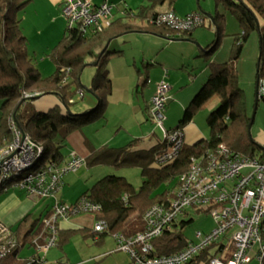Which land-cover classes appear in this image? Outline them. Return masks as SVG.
I'll use <instances>...</instances> for the list:
<instances>
[{
	"label": "trees",
	"instance_id": "trees-1",
	"mask_svg": "<svg viewBox=\"0 0 264 264\" xmlns=\"http://www.w3.org/2000/svg\"><path fill=\"white\" fill-rule=\"evenodd\" d=\"M31 1L0 0V99L2 101L0 147L13 138L9 120L14 118L25 133L42 145L37 164L61 165L65 162L66 156L63 148L67 137L91 121L106 118L109 97L113 92L108 63L114 55L122 53L121 51L111 52L110 42L128 32L139 31L167 38L192 39L195 29L179 32L168 26L152 23L150 21L152 17L159 13L146 15L148 10L153 8L152 6H144L138 12L126 10L125 17L115 19L102 31L83 32L77 27L68 29L48 54L56 65L54 73L44 76L34 62L29 49L28 37L24 33L20 18V14L25 11ZM169 1L174 3L176 0ZM215 2L217 6L232 11L243 29V33L235 36L232 60L240 57L249 33L253 30L258 31L261 54L260 63L257 64L258 76L264 79V0H215ZM259 17L263 19V24L259 23ZM214 21L218 24V38L204 48L205 55H209L210 58L220 44V33L225 14L217 12ZM108 42V48L102 51ZM92 62H97L98 69L92 79L89 92L96 96L97 104L81 114L71 113L70 105L76 102V96L80 95L81 99L84 97L85 88L81 82V74L84 67ZM207 67L209 69L207 81L186 106L183 118L174 128L183 129L194 119L199 110L205 108L212 99L218 98L217 105L207 117L210 138L202 139L193 145L184 143L177 157L166 162L158 160V157L168 149L169 145L166 140L149 150H130L129 154L126 151L132 148L133 142L119 148L107 145L91 148L90 154L86 157L88 167L134 166L140 168L144 181L140 187H135L127 177L122 175L110 174L99 179L74 204L83 197L99 204L101 209L96 211L95 215L97 219H104L107 222L108 230L98 233L93 229L87 233L85 229L64 231L59 228L56 247L62 249L79 233L86 238L98 234L101 241L105 236L116 232L134 235L143 231L145 229L143 216L146 210L154 204H167L172 193L179 186L181 174L190 167L192 158L205 153L208 149L215 150L220 143H225L231 150L244 154L261 151V146L249 135L251 114L239 81L237 67L231 61L218 62L211 59ZM25 93H37V95L27 97ZM49 94L60 95L62 104L47 111L38 110L34 104L36 99ZM84 112L87 113L84 114ZM160 189L162 190L159 191ZM1 192H5L4 189L0 188ZM196 213H204V211H186L185 215L178 216L171 230H166L162 235L155 237L153 254H171L188 247L193 241L189 242L186 238L185 228L194 221L193 216ZM26 219L27 217L24 218ZM42 228V218L34 220L26 234L18 233L19 227L12 228L16 244L10 246L5 254L0 256V264H27L28 257H20L21 250L28 243L32 246L33 237ZM226 241L221 239L208 245L199 254L197 260L187 264H195L200 259L213 256L228 259L230 256L222 255V251H230L233 244ZM127 254L131 258L130 254ZM131 263L137 264L132 258Z\"/></svg>",
	"mask_w": 264,
	"mask_h": 264
},
{
	"label": "built area",
	"instance_id": "built-area-1",
	"mask_svg": "<svg viewBox=\"0 0 264 264\" xmlns=\"http://www.w3.org/2000/svg\"><path fill=\"white\" fill-rule=\"evenodd\" d=\"M62 13L67 18L68 29L77 27L83 32L102 31L115 20L113 5L109 2L94 5L91 0H65ZM150 21L187 32L203 25L205 19L199 11L183 17L174 11H165ZM170 90L171 84L165 79L160 80L149 105L150 117L163 129L164 140L169 145L167 151L158 157L161 162L177 157L184 144L183 129L165 127ZM258 94L259 98H264V79L259 81ZM35 95L37 93H25L27 97ZM9 125L13 138L0 147V188L7 191L15 183L28 196L50 201L43 228L32 239L35 253L27 260V264H50L46 255L57 245L59 222L75 214H95L101 207L87 197L76 204L65 203L59 198L64 175L85 166L86 158L74 155L61 165L37 164L42 145L25 133L14 118H10ZM196 210L213 215V229L207 233L197 231V241L190 242L183 250L165 255L153 254L154 238L171 230L178 216ZM143 219L145 229L141 232L112 234L117 249L129 253L137 264H187L197 260L208 245L221 239L233 244L230 251H222V255L230 256L228 259L213 256L200 259L195 264H247L252 260L250 251L256 245L257 258L260 264H264V149L244 154L220 143L215 150L208 149L194 156L188 170L181 174L179 186L168 203L154 204L146 210ZM93 229L101 233L108 230V224L104 219H97ZM15 244L12 228L0 222V256ZM52 264L69 263L56 261Z\"/></svg>",
	"mask_w": 264,
	"mask_h": 264
},
{
	"label": "rangeland",
	"instance_id": "rangeland-1",
	"mask_svg": "<svg viewBox=\"0 0 264 264\" xmlns=\"http://www.w3.org/2000/svg\"><path fill=\"white\" fill-rule=\"evenodd\" d=\"M186 1L187 0H180V2H182V4H180V9L182 10L187 9V11H190L189 10L190 4H188ZM193 2H194V6L191 7L196 8L193 12L200 11L201 13H203L205 19L204 24L197 27L193 31L194 39L172 41L164 37L162 38L146 33L128 32L122 36L113 39L109 45V50L111 52L113 51L123 52L121 56L116 57V55H114V57H112V59L108 63V69L110 71V76L112 77V82H113V90H114L113 94L115 98L125 99L126 101H132L133 104L137 99V97L142 98V89L145 88L144 83L147 80V77L153 78L155 77V73L149 74L148 72L147 75L146 67H142V71H141L142 76L139 82H137V80L135 81V78H132L131 85H129L132 86V90L129 91L127 85V77L125 75L126 67H129L127 63L133 65L134 57L141 55L143 51L152 54L158 53L160 55L159 56L160 59L165 57H173L181 60L178 68H175L174 71L170 69L171 72L170 76L172 75L173 72L175 74L177 72L178 73L177 75L179 77H182V75L186 76V82L184 84L185 89L182 91V93H184L185 96L189 95L190 98L187 100V103L184 106H182L181 108L179 107V114H178V105L180 106L179 100L176 98L174 94L172 95V93H170L171 97H169L170 98L168 101L169 104L165 111V116H166L165 127L169 129L170 127L173 128L175 127V125H177L178 118L179 119L183 118L186 106L189 105L190 101L194 98V96L203 86V84H201L197 89V91L192 94V90L194 89L195 83L196 82L199 83L200 80L203 78H205L204 82L207 81L209 69L206 68L207 67L206 65L210 59L214 60L215 57L217 58L216 61L218 62L231 61L235 64L238 70L240 84L245 93L247 107L251 115L253 114V111L256 107L255 105H256L257 64H258V58L260 56V36L258 31L253 30L249 33L248 39L244 42L243 50L240 57L237 60H232L231 56H232V48L235 43V36L239 33L240 34L243 33V29L236 15L232 11L226 10L222 6H217L215 0H193ZM30 3L33 8L34 3L33 2ZM32 10L33 12L31 13L30 9L28 10L26 9L24 12L20 14V18L22 19V22H24L26 34L29 36V38H31L32 41V44L30 46L32 47L33 50L30 47L29 49L34 58V62L36 63V66L40 69V71L44 76H49L53 74V72L55 71L56 65L50 59L48 54L51 51V49L64 36L65 28H61V31H59V33L56 36L54 35L56 33L53 34V32H55V27L53 25L50 26L49 30L50 33L52 34V37L50 38L49 33H47L49 40L44 39V42H41L40 40L37 39L38 38V36H36L37 26L36 24H34V19L38 18V16H35L36 11L34 9ZM217 12H219L220 14H225V21L222 23V30L220 33L221 36L220 44L217 48V51L213 54L212 58H210L209 55H205L204 48L218 38V31H217L218 24L214 21V16L217 15ZM259 23L263 24V19L261 17H259ZM185 54L189 58H186V56L183 57V55ZM183 62H185V65L183 64ZM192 64L197 65L195 68V73L196 74L199 73V76L202 74L197 81L196 79L198 78V76L196 77V79H193L194 76H190L188 72L182 68L183 65L187 68ZM97 69L98 66L96 64H91V63L84 67V70L81 74V82L85 88L84 89L85 98L81 99L80 95L76 96L75 98L76 102L70 105V110L72 113L81 114L83 112V111L79 112L81 111V108H83V106H86L90 99L92 98L94 99V97L91 95L92 93L89 92V88L91 86L92 79L97 72ZM200 70H202L203 73H200ZM170 76L167 73H165L166 79L163 77L162 79H165L168 82L170 80L169 79ZM147 92H149V89ZM177 92L178 89L175 90V93ZM217 101L218 98L212 99L207 104V106L199 110L196 116L194 117L193 122L198 128L201 129V132H203V134L205 135L204 139L210 138V130L207 123V117L209 113L217 105ZM122 108L123 107L116 108L114 114L111 115V119L114 122L112 120L110 121L109 128L104 129L101 126L100 130H97L99 128H96V126L94 125H96V123L100 120L103 121V119H98L83 125L82 128H84L85 130L84 133L93 136L95 140H97L98 137H101L106 134H110V132L114 130L116 126H118L121 123V121L123 122L125 121L124 123L127 127H134V125L136 124V121L134 120L135 118H133V120H130L128 119L129 115L122 116L121 113ZM122 112L128 113L127 109L122 110ZM117 113L119 116H122L120 117L122 118L120 119L121 121L117 119ZM146 116L147 114H145V119ZM146 124L150 131H155V133L159 135L161 139L163 138L164 135L163 129L158 127L153 122V120L146 121ZM262 130L264 131V100L259 99V103L256 109V115L251 128L252 137L255 139L259 135V132H261ZM257 143L260 146H264V144H261L258 141ZM66 147L67 146L65 143V146L63 148V151L65 153L68 152V150L65 149ZM117 147H123V146H117ZM130 150L131 149L129 148L126 151L127 154H129ZM78 171H79L78 173L76 172L67 173L70 175H76L78 178H80V184L78 183L77 185L74 186L75 187L74 189H71L68 192L69 197L65 199L66 200L65 202L68 204L74 203L77 200V198H79L82 195L81 193L82 191H84V187L86 185H88L87 187L88 189L91 186H93L95 182H97L99 179H101L106 175L115 174V175L125 176L128 178L130 182H132V184L135 187H140L144 181L140 168L134 166L114 167L110 165L109 166L97 165L94 167H88L86 165L81 167ZM13 185L14 186L11 187L9 191L0 193V205L1 203H4L9 197H17L22 199L24 208L21 211V214L17 215L16 217L12 216L10 219H8L7 226L8 227L12 226L14 229L19 227V233H24L25 230L34 222V220L42 218L43 221L44 217L47 215L44 209L45 202L42 199L27 196L25 193L21 192L19 187L15 186V183H13ZM66 185L70 186L68 184ZM163 188H165V186H163ZM161 190L162 189H160L159 191ZM26 217L27 219L24 220V218ZM193 217H194V221L188 224L185 228V236L189 240V242L197 241L196 238L197 231L200 230L203 232H210L215 226V219L211 214L196 213ZM20 222L22 223L19 224ZM107 237L112 238L111 235H108ZM84 240L85 238L82 237V235H76L75 237H73L69 243L71 244L69 246L70 249L74 250L72 252L77 253L78 251H81V249L79 248V244H82L83 242L84 243L89 242L90 244H93L91 237L88 238V240H86L87 242H85ZM257 249L258 246L256 245L254 250L250 251V256L252 257V260L247 264H260V261L258 260L256 254ZM58 250L59 248H53L51 250V253ZM33 252H35V249L30 245V243H28L21 250L20 254L23 258H25L28 255L29 256L33 255L34 254Z\"/></svg>",
	"mask_w": 264,
	"mask_h": 264
},
{
	"label": "crops",
	"instance_id": "crops-1",
	"mask_svg": "<svg viewBox=\"0 0 264 264\" xmlns=\"http://www.w3.org/2000/svg\"><path fill=\"white\" fill-rule=\"evenodd\" d=\"M155 1L156 0H91V2L94 5H99L103 2L111 3L113 5V13H114L115 19L125 17L126 10H132L133 12L135 11L138 12L144 6L153 7V8H150V10H148V12L146 13V15L148 16H150L152 13H155V12L158 13V12H165V11H174L179 16L183 17L193 12L196 9V8L191 7V6H194L193 0L186 1L188 4H190L189 5L190 11H187V9L186 10L180 9V4H182L180 0H176L174 3H170L169 0H164L162 2H160L159 0L157 2ZM31 2L34 3L33 8L31 6V3H29L26 9L27 10L30 9L31 13L33 12L32 9H34L36 11L35 16H38V18L34 19V24H36L37 26L36 36H38L37 38L38 40H40L41 42H44V39L49 40L47 33H49L50 38L52 37V34L50 33V30H49V27L52 25L55 27V32H53V34L54 33L56 34L54 35L57 36L59 31H61V28H65L64 34L66 33V31L68 30V22H67V19H65L66 17L62 14V7L64 6L65 0H32ZM22 23H23L24 33L28 37L29 47L32 49V47L30 46L32 44L31 38H29V36L25 32L24 22ZM139 32L150 34V35H155V34L143 32V31H139ZM155 36L163 38V36H159V35H155ZM192 36H193V33H192ZM164 38H167V37H164ZM167 39L172 40V41L176 40L174 38H167ZM192 39H194V36ZM182 40H186V39H182ZM122 53L120 55H116V57L121 56ZM159 56L160 55L158 53L152 54V53L143 51L141 55L134 57L133 65L127 63L129 67H126L125 75L127 77V85H128L129 91L132 90V86H129L131 85L132 78H135V81L137 80V82H139L142 76L141 74L142 67H146V71H147L146 74L148 72L149 74L155 73V77L153 78L147 77V80L144 83L145 88L142 89V98L137 97L134 104L132 103V101H126L125 99L115 98L113 94L114 92L113 90L112 94L109 97L108 111L106 114V118L103 119V121L102 120L98 121L96 125H94L96 126V128H99L97 130H100L101 126L104 129L109 128V123L112 120L111 115L114 114V111H116V108L123 107L122 110L127 109L128 113L122 112L121 110L122 116L129 115L128 119L130 120H133V118H135L134 120L136 121V124L134 125V127H127L124 123L125 121L123 122L120 120L122 119L120 118L122 116H119L118 113H117V119L120 120L121 123L118 126H116V128L112 130L110 134H106L101 137H98L97 139L98 141L95 140L93 136L84 133L85 130L84 128L81 127L79 130L72 132L65 141L66 146H67L65 149L68 150L67 152L68 155L67 153L63 151L66 156L65 162L68 161L74 155L82 156L86 158L90 154L91 148H99L105 145L113 147V148H119L117 146L124 147L130 144L131 142H133L131 150L136 151V150H149L152 147L163 142L164 135H163V138L161 139V137L157 135L155 131H150L147 127L146 121H152L149 115V104H150L151 97L156 92L157 83L162 79V77L165 78V73H167L170 76L171 74L170 69L174 71L175 68H178L181 60L177 58H173V57H165V58L160 59ZM185 56L186 54L183 55V57ZM186 58H189V57L186 56ZM214 60H217V58L215 57ZM183 64L185 65V62H183ZM184 65L182 66V68L185 69L190 76H194L193 79H196V77L198 76V78L196 79L197 81L201 77L202 74L199 76V73L197 74L195 73V68L197 65L192 64L187 68ZM206 68L208 69V67ZM200 73H203V71L200 70ZM177 74H178L177 72L176 74L173 72L168 82L171 84L170 93H172V95L174 94L176 98L179 100V104H180V106L178 105V114H179V107L181 108L182 106H184L190 97L189 95L185 96V94L182 93V91L185 89L184 84L186 82V76L182 75V77H179ZM204 80L205 78L201 79L199 83L195 81L196 83L194 85V89L192 90V94L197 91V89L199 88L201 84L205 83ZM148 89H149V92H147ZM177 89H178V92L175 93V90ZM91 95L94 97V99L93 98L90 99L88 104L86 106H83V108H81V111L79 112L86 111L92 108L93 106H95L97 102V98L95 95L93 94ZM169 97H171V94H169ZM84 98H85V95L83 99ZM169 99L170 98H168V101ZM34 104L38 110L47 111L56 105L62 104V100H61L60 95L58 94H49V95L39 97L38 99H36ZM0 106H1V100H0ZM145 114H147L146 119H145ZM193 120L189 122L187 125H185L183 128L184 143L187 145H193L196 142L205 138L204 137L205 135L203 134V132H201V129L195 125ZM179 121L180 119L178 118L177 125L179 124ZM177 125H175V127ZM170 129H172V127H170ZM255 140L260 142L261 144H264V131L263 130L259 132V135L255 138ZM78 172L79 171H77L76 173ZM63 180H64V186L61 192L59 193V198L63 202H65L66 201L65 199L69 197V193H68L69 190L74 189L75 188L74 186L77 185L78 183L80 184V178H78L76 175L65 174L63 177ZM66 184L70 186H67ZM87 187L88 185L84 187V191H82L81 194H83L85 191L89 189V188L87 189ZM20 190L21 192L26 194V192L23 189L20 188ZM42 200L45 202L44 204L45 213L48 214L49 209H50V201L44 200V199ZM23 208H24V205H23L22 199L17 198V197L7 198V200L4 203H1L0 205V222L5 225H8L7 220L10 219L12 216L16 217L17 215L21 214V211L23 210ZM96 223H97V217L95 214L84 212V213L72 215L68 219L61 220L59 222V228L60 230H64V231L71 230V229L72 230L85 229L87 230V233H88L91 230L93 231V228L96 225ZM31 225L25 230L24 232L25 234L27 233ZM20 234H23V233H20ZM77 235H81V234L79 233ZM107 236H105L101 241L99 240L100 235L97 234L95 236H91L93 244H90L89 242L86 241L90 237L86 238L82 236L85 238L84 241L87 243L83 242L84 244L83 243L79 244V248L81 249V251H78L77 253L72 252L74 250L70 249L69 246L71 244H69L70 242H68L62 249L59 248L58 251H54L51 253V250L53 249L52 248L46 255V259L48 260L50 264L56 261H60V260L66 261L69 264H130L131 258L129 257L127 253L123 251H119L117 249L116 240L113 237V235H111L112 238H109ZM54 248H58V247H54ZM20 257H22L21 254H20Z\"/></svg>",
	"mask_w": 264,
	"mask_h": 264
},
{
	"label": "water",
	"instance_id": "water-1",
	"mask_svg": "<svg viewBox=\"0 0 264 264\" xmlns=\"http://www.w3.org/2000/svg\"><path fill=\"white\" fill-rule=\"evenodd\" d=\"M260 26V25H259ZM174 39H176V40H182L183 38H174ZM184 39H189V38H184ZM110 42V41H109ZM109 42H108V44L105 46V48L102 50V51H104V50H106L107 48H108V45H109ZM260 58H261V54H260V56H259V58H258V65H259V63H260ZM91 64H97V62H92ZM258 67H257V77H256V107H255V109H254V111H253V114L251 115V121H250V123H249V135L250 136H252V134H251V128H252V124H253V121H254V118H255V115H256V109H257V106H258V103H259V94H258V86H259V81H260V78H259V76H258ZM72 113V112H71ZM87 112H84V114H86ZM261 148L262 149H264V146H261Z\"/></svg>",
	"mask_w": 264,
	"mask_h": 264
}]
</instances>
